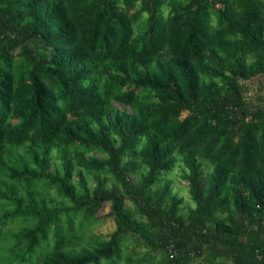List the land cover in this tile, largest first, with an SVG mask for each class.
Listing matches in <instances>:
<instances>
[{
    "label": "trees",
    "instance_id": "1",
    "mask_svg": "<svg viewBox=\"0 0 264 264\" xmlns=\"http://www.w3.org/2000/svg\"><path fill=\"white\" fill-rule=\"evenodd\" d=\"M257 78L264 0H0V264H264Z\"/></svg>",
    "mask_w": 264,
    "mask_h": 264
},
{
    "label": "rangeland",
    "instance_id": "2",
    "mask_svg": "<svg viewBox=\"0 0 264 264\" xmlns=\"http://www.w3.org/2000/svg\"><path fill=\"white\" fill-rule=\"evenodd\" d=\"M244 83V85L246 86V88H248V91H253L255 90V88L257 86H261L262 84H264V79L260 78V79H256V80H245L242 81ZM115 107H119L118 105H115ZM203 165L206 171H210L211 170V165L208 164L207 162L203 161ZM182 169H183V164L181 162H178L175 167L173 168V170L171 172H169L166 175L167 180H170L172 183V192L176 195H178V197H181L184 199V203H183V208H182V212L186 213L187 209L189 207L194 206V204L192 203V201L190 200V195H189V191L187 186H185L184 182L181 179V174H182ZM135 179V178H133ZM114 228V224L112 221L110 220H104L101 221L100 223H96L91 227L92 232H95L97 234H102L103 236L108 235L109 232Z\"/></svg>",
    "mask_w": 264,
    "mask_h": 264
}]
</instances>
